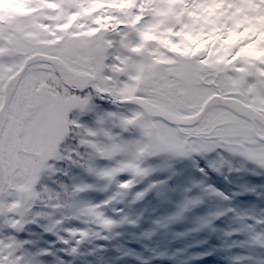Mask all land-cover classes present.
Wrapping results in <instances>:
<instances>
[{
	"label": "snow or ice",
	"instance_id": "1",
	"mask_svg": "<svg viewBox=\"0 0 264 264\" xmlns=\"http://www.w3.org/2000/svg\"><path fill=\"white\" fill-rule=\"evenodd\" d=\"M153 158L178 184L195 169L194 187L229 204L216 176L264 170V0H0V264H43L51 249L37 228L76 255L135 224L116 205L163 183L133 193L158 171ZM74 168L116 191L80 202L95 185L72 179ZM203 203L190 196L168 220ZM250 209L213 219L232 217L229 235L264 253V212Z\"/></svg>",
	"mask_w": 264,
	"mask_h": 264
},
{
	"label": "rangeland",
	"instance_id": "2",
	"mask_svg": "<svg viewBox=\"0 0 264 264\" xmlns=\"http://www.w3.org/2000/svg\"><path fill=\"white\" fill-rule=\"evenodd\" d=\"M108 163L106 160L98 161L100 166ZM186 163L174 166L180 169ZM148 164L157 167L158 171L138 183L133 193L143 190L149 183H163L150 191L143 201L134 202V196L128 195L124 203L116 205L117 208H123L124 214L135 220V224H122L112 231H103L100 237H92L80 245L79 254L76 255L66 251L69 246L61 243L56 233L42 232L37 228L39 247L51 249L50 255L43 256L45 260H51L43 264H56L54 261H57L58 256L66 260L64 264H76L77 261H80L78 264H236V258L242 255L251 256L252 264H264V253L250 251L242 246L243 235H229L237 226L232 217L213 219V213L225 207L240 209L249 203L253 206L249 211L254 214L264 212V170L249 164L246 170L229 172L225 168L223 175L216 176V185L233 197L229 204L209 198L203 189L194 187L202 181L195 169L189 170L190 176L186 182L178 184L163 167V158H153ZM234 166L240 167L238 160ZM78 175L84 179L83 183L95 185L92 189L94 197L85 203H100L116 191L115 185L105 190L106 181L74 168L72 179ZM247 189L254 191L248 192ZM190 196H200L204 203L183 212L179 219L169 221L168 218L179 212L184 200ZM107 214L120 218L111 209ZM73 223L78 226L72 227H85L78 221ZM202 233L204 236L200 237ZM59 235L65 234L61 232Z\"/></svg>",
	"mask_w": 264,
	"mask_h": 264
},
{
	"label": "trees",
	"instance_id": "3",
	"mask_svg": "<svg viewBox=\"0 0 264 264\" xmlns=\"http://www.w3.org/2000/svg\"><path fill=\"white\" fill-rule=\"evenodd\" d=\"M91 177H92V175H91ZM74 180H76V181L81 180V182H83L82 180H84V179L81 178L80 175H78ZM84 182H87V181H84ZM92 197H94V195H93V193H92V190H89V191H86V192H84V193H81V194H80V202L85 203V202H87V201H90ZM76 225H77V223H73V224H71L70 226H76ZM77 226H78V225H77ZM203 231H204V230H203ZM203 236H204V234L202 233L200 237H203ZM44 238H47V237L44 236ZM74 257L77 258L76 256H74ZM44 258H45V257H43L42 260H43V262H45V263H48V262L51 260V259L49 260V258H47V260H45ZM61 261H65V262H66V260H65L64 258H62L61 256H58L57 261H54V263H56V264H61ZM78 263H80V261H77L76 264H78ZM66 264H67V263H66Z\"/></svg>",
	"mask_w": 264,
	"mask_h": 264
}]
</instances>
